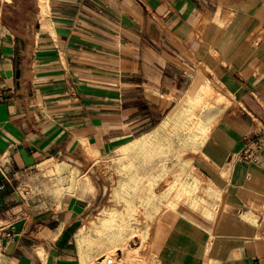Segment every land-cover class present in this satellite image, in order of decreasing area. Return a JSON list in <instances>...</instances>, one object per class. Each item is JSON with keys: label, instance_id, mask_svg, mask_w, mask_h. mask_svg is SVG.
I'll use <instances>...</instances> for the list:
<instances>
[{"label": "crops", "instance_id": "obj_1", "mask_svg": "<svg viewBox=\"0 0 264 264\" xmlns=\"http://www.w3.org/2000/svg\"><path fill=\"white\" fill-rule=\"evenodd\" d=\"M203 75L230 100L201 146L227 174L207 264H264V151L239 158L264 129V0H0V264H81L84 209L23 182L76 133L107 152L154 130Z\"/></svg>", "mask_w": 264, "mask_h": 264}, {"label": "rangeland", "instance_id": "obj_2", "mask_svg": "<svg viewBox=\"0 0 264 264\" xmlns=\"http://www.w3.org/2000/svg\"><path fill=\"white\" fill-rule=\"evenodd\" d=\"M228 94L225 84L203 75L157 128L107 152L76 133L34 169L22 191L40 208L59 210L72 199L84 209L71 230L81 264H207L209 227L227 174L204 169L197 127L209 116L213 125L212 111L230 103ZM145 134L148 143L130 147Z\"/></svg>", "mask_w": 264, "mask_h": 264}, {"label": "built area", "instance_id": "obj_3", "mask_svg": "<svg viewBox=\"0 0 264 264\" xmlns=\"http://www.w3.org/2000/svg\"><path fill=\"white\" fill-rule=\"evenodd\" d=\"M252 144L242 152L239 158L246 162H256L260 152L264 151V129L254 133Z\"/></svg>", "mask_w": 264, "mask_h": 264}, {"label": "bare ground", "instance_id": "obj_4", "mask_svg": "<svg viewBox=\"0 0 264 264\" xmlns=\"http://www.w3.org/2000/svg\"><path fill=\"white\" fill-rule=\"evenodd\" d=\"M210 118H211L210 116H209V118L202 117L200 119L199 125L197 127V132L199 134H201V135H204V136H196V137L197 138H202L203 139V142H202L203 144L206 141V139L208 138V135H209V133L211 131V128H212V119H210ZM150 137H151V135L145 134V135H143V137L141 139L136 141L134 144H131L130 147L133 148V149L139 148V146H141L142 144L148 143L150 141ZM188 137L190 138L191 136H188ZM160 235L161 234H159V237H160Z\"/></svg>", "mask_w": 264, "mask_h": 264}]
</instances>
